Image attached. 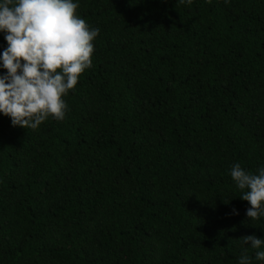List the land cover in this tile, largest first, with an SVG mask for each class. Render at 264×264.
Returning <instances> with one entry per match:
<instances>
[{
    "label": "trees",
    "instance_id": "trees-1",
    "mask_svg": "<svg viewBox=\"0 0 264 264\" xmlns=\"http://www.w3.org/2000/svg\"><path fill=\"white\" fill-rule=\"evenodd\" d=\"M72 2L100 32L64 119L0 114V264H238L264 238L229 174L264 166V0Z\"/></svg>",
    "mask_w": 264,
    "mask_h": 264
},
{
    "label": "clouds",
    "instance_id": "clouds-1",
    "mask_svg": "<svg viewBox=\"0 0 264 264\" xmlns=\"http://www.w3.org/2000/svg\"><path fill=\"white\" fill-rule=\"evenodd\" d=\"M72 0H5L0 4V32L8 45L2 54L6 75L0 78V114L13 126L35 129L46 117L62 120L66 104L62 96L77 84L79 75L92 63L93 40L99 34L76 15ZM23 61V66H21ZM18 70L22 74H17ZM34 118V119H33ZM230 176L250 205L247 219L264 217V166L256 172L232 164ZM231 215H239L236 209ZM243 251L238 264L264 261V238L254 234L239 240Z\"/></svg>",
    "mask_w": 264,
    "mask_h": 264
}]
</instances>
